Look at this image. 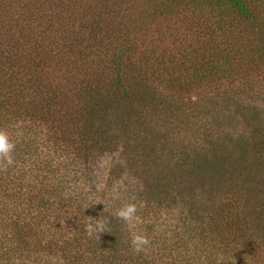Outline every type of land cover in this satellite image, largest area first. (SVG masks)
<instances>
[{
  "label": "trees",
  "instance_id": "16d2710c",
  "mask_svg": "<svg viewBox=\"0 0 264 264\" xmlns=\"http://www.w3.org/2000/svg\"><path fill=\"white\" fill-rule=\"evenodd\" d=\"M258 74L264 0H0V264H264V116L192 122Z\"/></svg>",
  "mask_w": 264,
  "mask_h": 264
},
{
  "label": "rangeland",
  "instance_id": "374dc122",
  "mask_svg": "<svg viewBox=\"0 0 264 264\" xmlns=\"http://www.w3.org/2000/svg\"><path fill=\"white\" fill-rule=\"evenodd\" d=\"M251 89H254L252 92H250ZM249 91V92H248ZM216 92H210V93H204L198 96H191V100L192 102H202L201 98H203V102H204V98L206 97H214L216 98ZM242 97L247 100L245 101V103H247L244 107H248L249 110L247 111H242L238 108H236L234 105L227 108L226 106L224 108H221L220 106H216L214 109L212 106V111L214 110V114H216L217 119H218V124H219V128L217 129L215 127V125L213 124L212 118L210 116L208 117H202L199 119H192L193 125H195L194 129H196L197 131L194 132V134L196 135L195 139L198 140L199 142H202V136H203V132H204V128L203 127H208V129H210V126H214V130L211 133V138L210 140H217L218 139V135H226L227 133L230 136H233L234 133L235 135L238 133H240L242 130L246 135H249L251 129L249 130H245L244 129V125L242 124H238L237 130L232 131V128L229 127L230 124L235 121L236 123H241L240 122V118L243 119L244 115L247 114H254L256 117L258 115H260L261 117L264 116V77L262 75L257 76V78H253L251 83L245 85V93L244 95H242ZM218 99V98H216ZM186 102H188V104L192 105V103L189 102V100H187ZM193 110H189L188 112H192ZM218 111V112H216ZM258 114V115H257ZM246 117V116H245ZM216 117H214L215 120ZM195 122V123H194ZM203 128V131L200 130V128ZM239 128V129H238ZM234 129V128H233ZM219 130V131H218ZM195 131V130H194ZM178 138L183 139L185 142H187L190 145L199 147L196 143H192V141H190V137L191 134L189 133V131H185V129H183L181 131V133H178ZM112 158L110 157H106V158H102V160L99 162L96 170H97V175H98V179L100 183H104L105 182V177H106V173H107V169L110 165V163H112ZM262 162L264 163V157L262 158ZM263 171V177H264V167L262 169Z\"/></svg>",
  "mask_w": 264,
  "mask_h": 264
},
{
  "label": "clouds",
  "instance_id": "9594fccd",
  "mask_svg": "<svg viewBox=\"0 0 264 264\" xmlns=\"http://www.w3.org/2000/svg\"><path fill=\"white\" fill-rule=\"evenodd\" d=\"M15 145L10 140L8 133L0 129V168H4L10 166L14 163L13 157L11 155ZM100 201V200H97ZM87 207V206H86ZM136 213V205L134 203H126L119 207L116 212L115 216L126 221L130 222L135 218ZM108 219H97L95 225L92 223H88L85 226V230L91 235L96 233L98 236L102 232H108ZM130 227H132L130 225ZM149 244V240L145 235L137 234L133 232L131 235V246L134 252H141L145 250V247ZM230 261V260H227ZM221 262H226L223 257L220 258L218 264Z\"/></svg>",
  "mask_w": 264,
  "mask_h": 264
}]
</instances>
